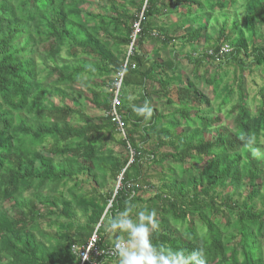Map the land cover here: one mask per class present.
Here are the masks:
<instances>
[{
    "label": "trees",
    "instance_id": "trees-1",
    "mask_svg": "<svg viewBox=\"0 0 264 264\" xmlns=\"http://www.w3.org/2000/svg\"><path fill=\"white\" fill-rule=\"evenodd\" d=\"M91 1L104 10L84 11ZM231 6L244 9V25L233 22L227 38L231 50L216 43L210 54H187L192 79L183 78L175 54L144 49L147 41L166 49L178 37L185 45L208 44L214 15ZM169 7L167 0H0V264H80L75 247L87 245L95 231L100 247L114 243L118 234L104 227L126 201L135 205L133 218L154 209L161 228L153 243L183 250L186 259L202 248L207 264H264V162L252 158L239 138L254 133L257 143L249 147L264 149V97L253 110L243 89L247 67L264 70V43L253 36L264 29V0H176L182 24L172 25L181 26L179 36L157 25ZM130 46L135 49L128 57ZM40 58L53 65L39 64ZM204 58L211 71L202 74ZM224 58L239 71L235 91ZM123 70L126 96L130 89L142 91L139 100L120 99L126 138L109 113L111 89ZM149 82L158 83V98L169 106L176 105L169 88L185 82L184 98L197 106L182 98L163 113L150 103ZM201 83L212 88L213 99ZM76 85L103 115L46 104L54 89ZM145 102L153 108L147 123L133 111ZM221 114L233 120L232 130H223ZM211 129L216 137L208 139ZM85 176L94 183L89 191ZM154 179L161 186L146 197ZM239 190L242 200L235 199Z\"/></svg>",
    "mask_w": 264,
    "mask_h": 264
},
{
    "label": "rangeland",
    "instance_id": "rangeland-1",
    "mask_svg": "<svg viewBox=\"0 0 264 264\" xmlns=\"http://www.w3.org/2000/svg\"><path fill=\"white\" fill-rule=\"evenodd\" d=\"M168 3L170 4L169 9L167 10V13L162 15L161 17L158 18V20H156L157 25L159 27H164L167 31V33H169L171 36L176 35L179 36L182 34L183 30H180L181 26L178 28L179 30L177 31V28L174 29L172 23H181L182 24V20L181 17L179 16V12H178V8H174V3L176 2V0H167ZM84 11H93L95 13H101L104 10V7L101 3H99L98 1H91L89 3V5H83L82 6ZM218 18L217 21H211V24L209 25V33L212 36V40L211 42H209L208 44H204V43H195V44H183V42L180 40V38H176L175 40H173L172 42H170L167 45V48L165 49V47H163V45L161 44H156L152 41H147L144 43V49L148 52L149 55H151L154 50L159 49L160 53L159 56L161 57H165L166 55L169 56V54H173L170 55L169 57H174V54L176 55V60L179 59V61L181 62L180 64V68L181 71L183 73V78L186 80L187 78H191L193 77V64L192 61L188 60L187 54H192L193 57H196L197 55H201L206 53L207 51H209V54L213 52V47L215 46L216 43L218 44H222V47L224 49H229V42L227 41V38H231L232 36H230L232 34V24L235 21H238L239 24L241 26L244 25V9L240 8L239 10H236L233 6L230 7V9L224 10L222 13H217L214 15V17ZM227 20V24L225 25ZM179 21V22H178ZM191 24H194L193 22H191ZM172 25V26H171ZM226 27L225 30V35L222 36V38L218 37V31L220 30V28ZM186 30H189L190 25L185 27ZM249 36L253 35V32L248 34ZM237 36V34H236ZM255 37V41L258 44L264 43V29H258L257 32H254ZM136 34L133 36V39L135 40ZM138 39V38H137ZM136 48V45H135ZM131 46L128 48V54L130 51L134 52V49ZM231 50V49H230ZM136 51V50H135ZM175 51V53H174ZM226 52V51H224ZM153 59H154V55H153ZM226 58H224L222 61H224V63L226 64V66H224L226 69H229L231 71V84L233 86V89L235 91V89L237 88V85L239 83L238 80V75H239V71L237 69L236 63L234 62V60H225ZM210 59L208 58H204L203 59V63L204 66H202L200 68V73H205L206 71H211V69H208V64L206 65V62L209 61ZM39 64H42V62H44L47 65H53V63L47 59H38ZM60 62V61H59ZM219 62V60H215L214 61V66H217V69H225L222 66L217 65ZM249 61L246 62V64H248ZM118 76H116L115 78H117ZM107 84L109 85V82H107ZM186 83H179V82H175V84L173 86H171L169 88V96L175 101L176 105H172L169 106L167 105L166 99H162L160 100L158 98V95H160L161 90L160 87L158 85L157 82H149L147 84V89L148 91L152 94V100H150V103L153 107H157L160 111H162L163 113H170L173 112L176 108L177 105H179L181 99L183 98L184 101H189L190 104L189 105H196L193 102H191L190 99L184 98L185 93L182 91V89L185 87ZM199 87L202 89V91H204L206 94L209 95V97H211L212 99L214 98L213 93H212V88L207 87L204 83L201 85H199ZM123 88V87H122ZM243 89L245 90L246 94H247V98L248 101L250 103V107L255 110L258 102L261 100V98L264 97V70L262 68H258L254 65H252L251 68H248L245 70V76H244V83H243ZM123 91V96H125L126 98H130V99H135V100H139L140 98V94L142 93V91L140 89H130V92H128V96L127 93ZM160 93V94H159ZM86 94V90L82 85H76L71 89H54L50 95V97L48 98L46 104L47 105H61L63 103L77 108V109H82L83 111H85L86 113H88L89 115L93 116V117H98L100 115H103V113L97 109L96 107H94L92 105V103L88 100H86L85 97ZM122 96V97H123ZM155 98V99H154ZM188 102V103H189ZM207 107V108H206ZM214 107V106H213ZM202 109H204L206 112V114L211 115L212 114V108H208L207 105H202L201 106ZM220 117L222 118L223 122V130H232L234 127V122L232 119H228L225 117L224 114H221ZM72 121L74 122V124H76V119L75 117L72 118ZM78 123V122H77ZM79 124V123H78ZM181 130V128H180ZM126 131V130H125ZM119 136H122L124 138L126 137L124 136L123 133H120ZM206 137L208 139H212L216 137V129H211L207 131ZM52 146L51 143H47L45 144L44 148L48 149ZM111 146L114 147V149L116 151H121L120 147L117 143H111ZM131 155L133 156V151L130 150ZM259 157L261 160H263L264 162V149H261V151L258 153ZM131 156V158H132ZM147 171L150 174H155L156 170L154 168L148 167L146 168ZM87 184L85 185V189L86 190H90V188L92 187V185L90 183H93L91 178H87L86 176L83 177ZM155 181V188H152V190H148V192L146 193V197H149L151 195L154 194V191H156L161 184L158 182H156V179H154ZM119 184V183H118ZM112 187V186H111ZM243 197V190H239L238 193L235 194V199H239L242 200ZM258 208H261V201L258 200ZM13 210H11L12 212ZM46 228V227H45ZM263 253H264V240H263ZM110 264H118V259H114L110 262Z\"/></svg>",
    "mask_w": 264,
    "mask_h": 264
},
{
    "label": "clouds",
    "instance_id": "clouds-1",
    "mask_svg": "<svg viewBox=\"0 0 264 264\" xmlns=\"http://www.w3.org/2000/svg\"><path fill=\"white\" fill-rule=\"evenodd\" d=\"M133 111L144 118L147 123L153 116V108L148 102L143 105H133ZM244 148L247 149L251 157L259 159L260 147L250 148L249 143L256 142V135L251 134V139L247 136L239 137ZM111 201H109L110 203ZM126 207L120 211L119 215L107 221L104 227L106 233H117L109 253L118 259V264H207L204 249L187 254L183 250H174L163 244L153 243L154 234L160 231L161 225L157 212L139 211L135 218L131 215L132 207L135 206L131 201H126Z\"/></svg>",
    "mask_w": 264,
    "mask_h": 264
},
{
    "label": "built area",
    "instance_id": "built-area-1",
    "mask_svg": "<svg viewBox=\"0 0 264 264\" xmlns=\"http://www.w3.org/2000/svg\"><path fill=\"white\" fill-rule=\"evenodd\" d=\"M136 31L139 30V24L136 25ZM133 48V46H131ZM229 49H224L222 47V51L228 52ZM132 55V51L129 52L128 57ZM128 65V58L127 61L125 62L124 67ZM124 77V70L119 74L118 80L111 91L113 92V102H112V109L109 112L110 115L113 118V121H115L118 124V128L120 130V133H123L124 136L126 137V125L125 122L122 118V115L118 112V106L120 105V99L123 96V91H122V81ZM113 245V244H112ZM112 245L107 246V247H100L98 245V236L95 231L91 239L89 240L88 244L85 246H79L75 247V252L80 258V264H98L102 259L104 258H116L112 256L109 253V249L112 247Z\"/></svg>",
    "mask_w": 264,
    "mask_h": 264
}]
</instances>
